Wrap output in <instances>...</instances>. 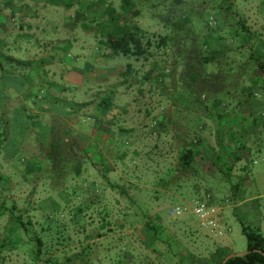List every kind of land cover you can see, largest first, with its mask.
Listing matches in <instances>:
<instances>
[{
  "label": "rangeland",
  "instance_id": "1",
  "mask_svg": "<svg viewBox=\"0 0 264 264\" xmlns=\"http://www.w3.org/2000/svg\"><path fill=\"white\" fill-rule=\"evenodd\" d=\"M131 1L141 11L138 27L145 33L142 43L152 54L141 58L137 77L142 83L133 87L143 92L150 88L156 99L155 114L161 115L163 108L170 106L171 96L183 107L208 106L218 100L221 108L232 106L228 112L233 115L232 110L236 111L245 100L242 93L254 81L257 82L252 87V92L257 93L254 99L261 98L264 0ZM97 23L100 36L107 40V23L100 24L98 20ZM163 37L168 38L165 45L159 43ZM93 44L85 52L89 56L86 58L94 70H101L103 62L96 56L104 53V44ZM76 54L75 50L67 53L64 63L74 64ZM210 56L214 59L204 61ZM128 60L121 55L116 58L122 66L132 62ZM153 60L158 81L154 86L144 79ZM7 86L21 89L17 80H8ZM35 95L42 101V96ZM2 97L0 92V161L8 156L12 160L0 163V264H8L7 256L12 252L23 254L27 264L39 261L79 264L76 256L63 258L54 251L66 250L73 255V251L83 249L86 255L92 253L93 258L87 264H210L211 261L217 264L224 253L238 256L246 252L247 240L240 222L250 228L260 226L264 233L262 180L256 179L244 196L232 194L229 181L221 174L213 176L197 171L204 162L198 154L192 169L182 171L179 157L183 150L194 149L190 144L195 143L196 134L180 136L176 131L174 136L181 138L180 141L171 137L155 148L153 141L141 148L142 158L161 162L160 175L164 178L160 183L157 181L156 191L144 188V192L135 194L133 185L131 188L124 185L128 194H112L104 188L101 179H70L73 165L65 156L57 157V162L54 157L33 161L20 147L23 137H29L28 123L21 113L13 114V110L3 108ZM99 98L100 94L95 96ZM252 114L253 119L264 123L263 111L253 109ZM7 121L8 133L5 132ZM153 125L148 123L149 127L154 128ZM249 144L261 146L264 136L252 137ZM60 148H56L58 155L64 151ZM133 166L126 162L123 172L131 173ZM256 167L264 168V163L259 161ZM150 173L145 175L144 184L149 187L156 184ZM91 181L93 185L89 184ZM205 193L212 197L220 209L222 224L229 229L221 238L208 236L192 215L176 221L166 217L169 206ZM148 223L158 226L157 237L146 229ZM15 263L23 264L21 260Z\"/></svg>",
  "mask_w": 264,
  "mask_h": 264
},
{
  "label": "crops",
  "instance_id": "2",
  "mask_svg": "<svg viewBox=\"0 0 264 264\" xmlns=\"http://www.w3.org/2000/svg\"><path fill=\"white\" fill-rule=\"evenodd\" d=\"M140 13L131 0H0V92L5 99L3 108L21 113L28 123L29 137H23L20 147L37 162L53 157L57 162V157L65 156L73 165L70 179H101L112 194H128L125 187L133 185L139 194L144 188L156 191L157 181L164 178L160 175L161 162L142 158L141 148L151 141L155 148L171 137L180 141L174 136L177 131L180 136L196 134L195 143L190 145L204 161L197 171L221 174L229 181L232 194L244 196L256 179L264 184V168H254L259 161L264 163V144H249L252 137L264 136V123L253 119L252 114L253 109L264 112V93L255 100L257 93L252 92L257 82L242 93L245 100L232 110L233 115L228 112L232 106L221 108L218 100L208 106L183 107L170 96V106L158 116L150 88L143 92L133 87L142 83L137 77L141 58L152 54L145 50L141 57L126 56L132 62L122 66L116 62L120 55L109 48L110 40L124 34H145L138 27ZM97 20L107 23V40L100 36ZM93 42L96 46L104 44V53L96 56L103 62L101 70H94L86 58ZM72 50L77 58L67 65L64 58ZM79 60L83 61L80 65ZM155 67L153 60L148 76H144L153 86L158 82ZM10 79L17 80L20 91L7 86ZM98 94L100 98L95 99ZM5 129L8 133L9 121ZM57 147H62L63 154L58 155ZM11 160L8 156L0 163ZM126 162L134 164L129 174L123 172ZM148 172L156 179L151 187L144 185ZM54 253L63 258L76 256L79 264L93 258L85 249L73 251V255L66 250ZM7 258L8 264H16L15 260L27 264L19 252Z\"/></svg>",
  "mask_w": 264,
  "mask_h": 264
},
{
  "label": "trees",
  "instance_id": "3",
  "mask_svg": "<svg viewBox=\"0 0 264 264\" xmlns=\"http://www.w3.org/2000/svg\"><path fill=\"white\" fill-rule=\"evenodd\" d=\"M143 34L137 35L135 33H127L120 37L110 40L109 48L111 52L115 55L121 56H143L146 51L144 49V45L142 43ZM166 37H163L159 40V43L163 45L167 42ZM148 44V42H147ZM214 56H210L205 58L204 61L213 60ZM262 68L261 65L258 66ZM196 152L187 148L183 150L179 157V163L181 165L182 171L188 172L192 169V166L195 162ZM242 225V233L246 237L247 240V248L246 254L243 257H234L226 260L228 254H223L220 262L217 264H264V233H262L260 226H255L254 228L246 227L240 222ZM146 229L152 233L154 237L158 236V226L154 224H146ZM224 262V263H223ZM210 264H216L211 261Z\"/></svg>",
  "mask_w": 264,
  "mask_h": 264
},
{
  "label": "built area",
  "instance_id": "4",
  "mask_svg": "<svg viewBox=\"0 0 264 264\" xmlns=\"http://www.w3.org/2000/svg\"><path fill=\"white\" fill-rule=\"evenodd\" d=\"M165 214L167 219L173 221L192 215L198 227L213 238H221L229 231L222 224L220 209L214 205L212 197L206 193L201 197L169 206Z\"/></svg>",
  "mask_w": 264,
  "mask_h": 264
},
{
  "label": "water",
  "instance_id": "5",
  "mask_svg": "<svg viewBox=\"0 0 264 264\" xmlns=\"http://www.w3.org/2000/svg\"><path fill=\"white\" fill-rule=\"evenodd\" d=\"M246 254H248L247 251H246L245 253L241 254V255H238V256H236V255H229L227 258L224 259V262H225L226 260L230 259V258H234V257H243V256H245ZM224 262H223V263H224Z\"/></svg>",
  "mask_w": 264,
  "mask_h": 264
}]
</instances>
